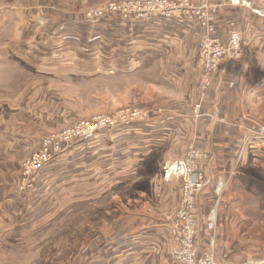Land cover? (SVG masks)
Here are the masks:
<instances>
[{
    "label": "rangeland",
    "instance_id": "rangeland-1",
    "mask_svg": "<svg viewBox=\"0 0 264 264\" xmlns=\"http://www.w3.org/2000/svg\"><path fill=\"white\" fill-rule=\"evenodd\" d=\"M156 1L0 0V16L4 21L0 26V264H174L170 224L186 194L181 184L165 177L164 167L174 159L187 160L186 156L195 158L194 172L202 176H198V190L208 180L212 183L211 200L201 218L197 217V252L209 250L207 238L213 233L212 250L218 262L240 264L247 260L264 264V174L259 169L248 168L253 158L264 161V152L255 158L246 149L251 144H262L264 148V125H256L254 131H244L229 170L215 174L201 169L210 159L195 136L184 140L182 154L171 157L165 152L169 137L164 134L159 138L157 131L150 132L157 130V120L164 110L177 111L172 122L179 124L180 116L186 113L184 106L179 107L183 101H191L192 111L188 109V112L191 111L195 126L197 121L204 120L203 116L213 115L210 110L217 104L216 79L221 80L218 75H223L224 66L241 60L244 49L239 19L231 13L223 18L220 11L243 7H233L230 0H158L193 7L205 5L210 12L217 6L216 12L210 14L214 25L212 35L225 48V55L215 71L207 72L203 65L199 46L204 27L197 39L190 38L189 43L183 40L172 46V54L184 51L180 56L177 54L176 60L170 57L176 54L151 53L141 58L133 72L119 69L124 62L122 58L106 66L104 62L112 54L107 52L112 48V38L101 35L121 32L144 36V29L147 30L135 18L121 19L118 21L121 28L112 29L108 21L120 13L107 7L115 4L120 10L143 4L146 16L142 19L157 21L151 16L156 10L147 7L148 3L155 7ZM248 1L264 8V0ZM167 21L180 27L190 22L200 25L195 20ZM97 28L98 32L102 29L98 34ZM233 32L239 36L237 45L230 42ZM12 44L17 48L35 49L33 57L12 59L5 53L7 46L16 49ZM123 46L122 43L114 48L122 50ZM195 49L197 62L192 56ZM96 50L100 54L99 68L92 73L85 69L79 71L82 65H93L87 61ZM25 64L35 72L26 69ZM169 77H175L173 83L157 85L160 79ZM121 110L128 113L134 110L137 114L134 121L124 120L110 132L112 136L118 129H130L132 164L127 177L116 173L112 177L118 176L117 184L102 182L94 195L79 199L73 178L77 169L65 177L64 162L72 160L74 165L80 154L69 152L70 155L62 157L60 169L56 164L57 157L77 143L73 141L35 173L31 188L24 184L23 162L40 148L42 137ZM184 126L190 129L187 123ZM153 141L156 143L152 144ZM89 145L98 151L99 166L105 165L107 142L92 140ZM225 155L230 156L228 152ZM241 173L249 177L245 185L241 183ZM102 176L107 178L104 173ZM108 177V180L112 178ZM217 181L224 185L219 195L215 192ZM198 190H193L195 205ZM212 212L216 214V226L210 231L204 223Z\"/></svg>",
    "mask_w": 264,
    "mask_h": 264
},
{
    "label": "crops",
    "instance_id": "crops-1",
    "mask_svg": "<svg viewBox=\"0 0 264 264\" xmlns=\"http://www.w3.org/2000/svg\"><path fill=\"white\" fill-rule=\"evenodd\" d=\"M229 13L237 16L239 22L242 25V30L244 32V49L241 60L224 66L221 70L223 75H218L220 76L221 80L219 78L216 79L218 93L215 94V97L217 104L216 107H213V110L211 109L212 111L210 110V112H213V115H210V117L208 114L206 115L207 117L203 116L202 119L204 120L202 122L196 120L197 122L195 126V121H191V101L188 103L183 101L184 104H179V107L184 106L183 109H185L186 113H184L185 116H180L181 122L179 124L172 122L175 120L174 118L177 117L175 113L178 114V112L168 109L164 110V112L160 114V118L157 120V130L154 129V131H150H157V137L159 138H161L164 134L169 137L170 142L168 141V149L165 152L171 157L182 154L183 150L185 149L184 140L187 139L189 141L192 136H195L196 141L209 154L210 161L205 163L204 166H201V169L207 174H215L216 172L221 173L229 170L233 153L241 146L244 131L248 129H252L254 131L256 125H264V15L244 8L228 7L224 8L222 13L220 11V15L223 18L226 14L229 15ZM119 20H121L119 17H115L114 20L108 21L109 27H112V29L114 26H116L115 29L121 28V25H119L118 22ZM3 23V18L0 16V26L3 25ZM137 23L146 25L147 30L144 29V36H140L139 33L122 34L121 32L112 36L105 34L100 36L105 37V39L106 37L112 38L110 44L112 48L107 51L108 53L112 54L109 55L110 59L104 62L106 66H112L110 63L114 61L120 62L122 58L124 59V62L119 69L123 72H133L138 67L141 58L151 55V53H157V55L164 53L172 54L173 47L177 46L178 43L182 42L183 40H186L188 41L187 43H189L191 41L190 38L197 39L200 32L203 30V26L196 22H191L190 24L185 26L182 25L181 27L172 21L160 19H157V21L154 19H145L138 21ZM98 29L99 28H97V34L102 30L100 28V31L98 32ZM107 29L110 28L107 27ZM17 33L18 29L14 33L15 38H17ZM122 43L124 44L122 50H116L114 48L116 45H120ZM15 45H11L12 47H16L15 50H11V48L9 49L7 45V47L5 46V53L11 56L12 59L16 60L19 56L33 57V52L35 49L17 48V45ZM37 51L39 53H50L49 51ZM116 52H118V54H116ZM183 53L184 51H176L174 54H172L176 55L170 57L173 58V60H176L177 54L180 56ZM193 55L195 62H197L196 49L194 50V54H192V56ZM99 58L100 54L96 50L92 56V59L87 61V63H93V65H82L80 68H78L79 71L85 69V72L87 73L94 72L92 70H97L99 68ZM171 62L173 61L171 60ZM17 65L20 66V68L22 67L18 62ZM25 65L26 69L34 71L31 69L32 66L29 67L28 64ZM36 73L38 74L43 72L36 71ZM44 74L48 75V72H45ZM229 79H233V81L236 82L232 84ZM174 80L175 77L163 78L159 80L157 85H167V83L171 84ZM225 92L228 94L226 95ZM227 96L230 97L227 98ZM188 109H191V111L188 112ZM186 123L190 125V129L184 126ZM192 125H194L195 128H191ZM125 128L116 130L112 136L108 131H99L91 139L77 140V143H75L72 147L70 146L71 150H67V153L65 152L57 157V162H55L60 169V165H62V162H64L61 160L62 157L70 155L69 152L73 153L72 155H76L78 153L80 154L78 159L74 161V165L72 164V160L64 162L66 168V174L64 175L65 177L70 171L73 172V169H77L76 172H73V178L75 185L77 186V191L80 193L78 197L79 199H83L84 196L86 197V195H94L96 193L95 191L98 189V186L102 182L109 181L112 184H117L119 182L118 176L112 177L116 173L122 174V178L125 176L127 177L129 173V166H131L132 160L130 159L129 155L130 129ZM137 131L139 132V129H137ZM92 140L102 143L107 142L108 144L105 147L108 157L106 158L107 161H104L105 165L103 166H99L97 162V149L94 148V146L89 145V142ZM168 142H165L164 144H167ZM154 143L156 142L153 141L152 144ZM261 146L262 144H251L249 148L246 149H248V151L256 158L259 152H264V148ZM1 149L2 143L0 137V150ZM227 152L230 154V156L226 157L224 154ZM249 167L257 171L259 169V171L261 170L262 174H264L263 160L259 162L253 158V160H251V162L248 164V168ZM99 169L102 170L99 171ZM103 173L107 175V178L102 176ZM240 175H242V173ZM108 176L112 178L108 180ZM115 179H117V181H115ZM248 179V175L244 173V175H242L240 178V180H243V182H241L242 185H245V182H247L246 180ZM210 182L211 181L208 180L207 183L196 193V213L198 218H201V215L204 213V208L206 209L207 207V202L211 200L212 183ZM63 184L65 183L63 182ZM253 185L257 186V184Z\"/></svg>",
    "mask_w": 264,
    "mask_h": 264
},
{
    "label": "built area",
    "instance_id": "built-area-1",
    "mask_svg": "<svg viewBox=\"0 0 264 264\" xmlns=\"http://www.w3.org/2000/svg\"><path fill=\"white\" fill-rule=\"evenodd\" d=\"M233 5H240L247 7L248 9L257 12L258 14H264L263 7H255L256 3H252L248 0H230ZM155 7L152 3H148L147 7L153 8L152 13L153 18H161L176 20L181 23V20L186 21H198L202 26V17L206 11L207 26L210 24L209 31L202 34V40L200 44L201 53L204 56L203 65L207 72L215 71L218 67L220 61L224 58L225 48L218 44L215 36L212 35L214 30L212 19L210 14L216 11V6H213L210 12L205 5L200 7L188 6L186 3L175 4L169 1H156ZM109 10H114L120 13L119 18L125 20L127 18H135L137 21L143 20L145 17L144 11L145 6L143 4H138L135 7H123L119 10V7L115 4H111L107 7ZM105 8L104 10H106ZM101 13V10L98 11ZM97 12V14H98ZM213 15V14H212ZM150 16V17H151ZM191 23V22H190ZM204 27V26H203ZM239 36L237 33L233 32L230 38L231 45H237ZM136 112L134 110L125 112L123 110L117 111L113 115H102L93 117L92 120L81 122L75 124L72 127L64 128L58 133H50L42 137L40 148L32 153L23 162V175L24 184L33 185V179L35 173L39 171L43 166H45L53 158V155L61 153L67 148L73 141L86 140L90 138L94 133L99 131L111 132L115 127L118 126L122 121H134L136 119ZM264 130V129H263ZM187 160H171L167 162L164 167V175L168 180L177 181L181 184L184 190V196L186 194V199L181 203L180 208L176 211L171 219L170 228L173 232L171 256L173 258L174 264H222L218 262L213 254L212 247L215 244V238L213 233H210L207 238L209 250H204L197 252V235L196 228L198 225V218L196 213V205L194 204L193 190H198L197 185L198 176L194 172V157L186 156ZM201 176V175H200ZM199 178H202V176ZM216 195L221 194L224 185L221 181H217L215 184ZM211 217L205 221V227L212 231L216 226V214L212 212ZM210 249L212 251H210ZM256 261H242L240 264H252ZM257 264V263H256Z\"/></svg>",
    "mask_w": 264,
    "mask_h": 264
},
{
    "label": "bare ground",
    "instance_id": "bare-ground-1",
    "mask_svg": "<svg viewBox=\"0 0 264 264\" xmlns=\"http://www.w3.org/2000/svg\"><path fill=\"white\" fill-rule=\"evenodd\" d=\"M233 6H240V5H233ZM241 7H243V8H247V7H244V6H241ZM165 20H169V19H165ZM202 22H203V25H204V28H206V24H207V17H206V11H205V14H204V16L202 17ZM177 22H179V21H177ZM214 26V25H213ZM209 28H210V24L207 26V29L203 32L204 34L206 33V32H208L209 31ZM202 33V34H203ZM202 36V35H201ZM252 264H254V263H252Z\"/></svg>",
    "mask_w": 264,
    "mask_h": 264
}]
</instances>
